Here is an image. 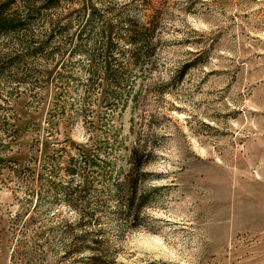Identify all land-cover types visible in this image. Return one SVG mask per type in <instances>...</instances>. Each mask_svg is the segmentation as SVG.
<instances>
[{
    "label": "rangeland",
    "instance_id": "rangeland-1",
    "mask_svg": "<svg viewBox=\"0 0 264 264\" xmlns=\"http://www.w3.org/2000/svg\"><path fill=\"white\" fill-rule=\"evenodd\" d=\"M149 1H162L160 41L134 100L106 108L92 92L83 115L77 81L58 107L52 76L33 96L29 86L15 91L1 78L0 103L17 131L0 145L7 158L0 162V264L67 259L56 218L74 213L38 187L43 153L55 165L67 158L61 146L85 148L114 173L129 166L135 144L153 150L142 165L150 178L137 180L155 189L136 225L102 215L108 254L123 264H264V0ZM11 38H0V53L6 43L15 48ZM35 59L23 60L39 80L60 66L56 58ZM8 138L0 131V143ZM31 155L32 184L12 171Z\"/></svg>",
    "mask_w": 264,
    "mask_h": 264
},
{
    "label": "trees",
    "instance_id": "trees-1",
    "mask_svg": "<svg viewBox=\"0 0 264 264\" xmlns=\"http://www.w3.org/2000/svg\"><path fill=\"white\" fill-rule=\"evenodd\" d=\"M161 3L152 5L149 0H0V38L11 36V46L15 47L8 48L6 43L0 53V80L7 76L14 82L15 91L27 85L33 96L41 85L50 83L52 76V104L58 107V98L76 89L71 83L77 81L83 93L78 112L83 115L88 111L84 99L92 92L99 94L106 108L134 100L140 91L137 80L146 64L152 65L160 41L157 33L161 29ZM109 16H113L114 21ZM27 58H56L60 66L58 70L44 71V78L39 80L33 71L36 69L24 64L23 59ZM81 73L87 75L84 80L78 76ZM0 100L4 101L2 97ZM4 108L1 102L0 131L9 138L0 143L1 148L11 143L17 131L16 125L10 122L14 114L8 115ZM143 145L130 147L125 158L129 166L114 173L104 157L86 154L85 148L71 153L61 146L57 150H64L67 158L55 165L46 160L43 153V175L38 187L51 200L74 213L56 218V224L63 222L60 224L67 234L62 246V257L67 258L64 264H123L108 254L101 219L106 210L114 213L125 226L136 225L147 218L144 207L155 188H141L137 179L150 178L142 165L153 155V150ZM6 159L0 156V162ZM33 160L31 155L25 164L13 165L14 175H21L26 183L32 184ZM57 210L52 218L58 215Z\"/></svg>",
    "mask_w": 264,
    "mask_h": 264
}]
</instances>
